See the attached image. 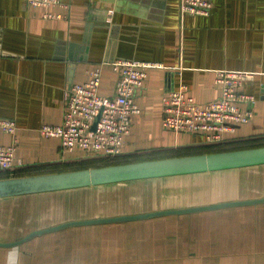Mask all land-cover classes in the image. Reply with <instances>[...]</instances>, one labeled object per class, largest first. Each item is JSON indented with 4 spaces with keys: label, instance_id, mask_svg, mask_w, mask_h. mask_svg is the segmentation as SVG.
I'll return each instance as SVG.
<instances>
[{
    "label": "crops",
    "instance_id": "obj_1",
    "mask_svg": "<svg viewBox=\"0 0 264 264\" xmlns=\"http://www.w3.org/2000/svg\"><path fill=\"white\" fill-rule=\"evenodd\" d=\"M63 1L71 5L69 17L45 19L43 9L26 0H0V118L16 123L15 134L0 132V144H16L13 171H63L60 165L80 159L40 128L62 123L67 87L86 80L97 65H103L100 93L113 95L118 59L159 63L147 68L135 98L141 113L133 117L123 155L171 157L178 155L170 151L204 144L199 135L164 129L162 98L185 84L198 103L214 100L220 69L257 72L245 84L256 96L255 114L228 131L224 144L250 139L264 145V0H212L208 15L181 14L180 0ZM90 14L94 27L86 44ZM243 172L264 173V165L3 197L0 241L71 220L264 196V187L242 183ZM214 174L236 176L219 182L209 177ZM118 186L161 190L153 200L131 197L128 210L124 201L94 196ZM0 264H264V204L71 226L0 247Z\"/></svg>",
    "mask_w": 264,
    "mask_h": 264
},
{
    "label": "built area",
    "instance_id": "obj_2",
    "mask_svg": "<svg viewBox=\"0 0 264 264\" xmlns=\"http://www.w3.org/2000/svg\"><path fill=\"white\" fill-rule=\"evenodd\" d=\"M43 9L45 19L68 18L70 3L63 0H26ZM212 0H180L181 14L208 15ZM59 9H56L58 8ZM159 63L118 59L112 63L118 78L113 95L99 91L103 65L88 70V78L67 87L64 118L61 124H43V137L61 140L64 153L85 157H116L124 154L125 138L131 132L133 117L141 113L135 98L147 78V68ZM256 71L220 69L215 82L220 96L198 103L188 94L185 84L162 98V125L176 133L202 135L206 143H225V134L239 124H247L255 114L257 99L245 90V84L256 78ZM16 123L0 118V132L15 134ZM16 144H0V171L15 167Z\"/></svg>",
    "mask_w": 264,
    "mask_h": 264
},
{
    "label": "water",
    "instance_id": "obj_3",
    "mask_svg": "<svg viewBox=\"0 0 264 264\" xmlns=\"http://www.w3.org/2000/svg\"><path fill=\"white\" fill-rule=\"evenodd\" d=\"M93 10L94 9H90L91 12H94ZM88 18L90 21L86 24L84 40L86 44L91 40L94 27L92 14H90ZM70 47H73V44H70ZM258 165H264V145L216 152L146 159L50 173L4 177L0 178V198L143 179L224 171ZM258 204H264V196L228 200L197 206L160 209L135 214L71 220L34 230L15 241H0V247L10 248L20 246L36 236L63 230L76 225L120 223L161 216H172Z\"/></svg>",
    "mask_w": 264,
    "mask_h": 264
},
{
    "label": "trees",
    "instance_id": "obj_4",
    "mask_svg": "<svg viewBox=\"0 0 264 264\" xmlns=\"http://www.w3.org/2000/svg\"><path fill=\"white\" fill-rule=\"evenodd\" d=\"M200 139L204 140V137L202 135L199 134ZM205 142V141H204ZM239 143H244V144H240L237 145L235 147H230L225 145L224 143H204V144H200L199 146H193V147H185V148H181L177 151H170L169 155H188V154H197V153H206V152H216V151H224L225 148L228 149H239V148H247V147H251V146H258V144H253V142L249 139V140H245V141H241ZM238 144V143H237ZM239 147V148H237ZM138 156H134V157H128L126 155H119L116 157H85V158H80V159H76L73 160L72 162L66 163L64 165H60L59 167L61 168V170L65 171V170H73V169H81V168H88L89 166H91L92 164H107L108 163H114L115 161H118L117 163H125V162H132V161H140L138 160ZM99 166H103V165H99ZM97 167V166H95ZM25 174L21 169H15L13 170H6V171H0V177L4 178V177H9V176H20Z\"/></svg>",
    "mask_w": 264,
    "mask_h": 264
},
{
    "label": "rangeland",
    "instance_id": "obj_5",
    "mask_svg": "<svg viewBox=\"0 0 264 264\" xmlns=\"http://www.w3.org/2000/svg\"><path fill=\"white\" fill-rule=\"evenodd\" d=\"M224 150H230L228 148H225ZM118 161H115L114 163H108V164H116ZM99 165H107L105 163L103 164H92L89 167H95ZM88 167V168H89ZM242 176L241 181L244 183V185L247 187V185L250 183V186H255V187H264V173L263 172H243L241 174ZM236 174L231 175V174H214L210 175L209 177L212 178V180H218L224 181V180H230V178L235 177ZM239 178V177H238ZM234 179V178H232ZM152 188L151 186L149 187H138V188H131V187H111L106 190H103L104 192L96 191L94 192V196H101L104 197L105 200L109 199L110 203H116V202H122V204L125 205L124 208L128 210V207L126 205H132V201L130 200L131 197L136 196L137 198L142 197L144 199L148 200H153L157 199V196L160 192L161 189H156ZM93 194V193H92Z\"/></svg>",
    "mask_w": 264,
    "mask_h": 264
}]
</instances>
